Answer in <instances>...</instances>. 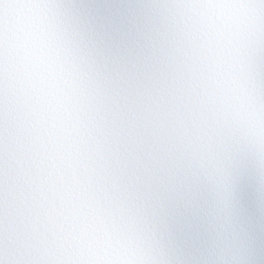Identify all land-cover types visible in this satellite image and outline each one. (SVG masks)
<instances>
[{"label":"snow or ice","instance_id":"6c2138e0","mask_svg":"<svg viewBox=\"0 0 264 264\" xmlns=\"http://www.w3.org/2000/svg\"><path fill=\"white\" fill-rule=\"evenodd\" d=\"M0 264H264V0H0Z\"/></svg>","mask_w":264,"mask_h":264}]
</instances>
